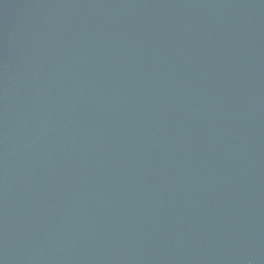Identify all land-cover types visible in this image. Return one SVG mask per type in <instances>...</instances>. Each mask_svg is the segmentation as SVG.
<instances>
[{
	"label": "water",
	"instance_id": "obj_1",
	"mask_svg": "<svg viewBox=\"0 0 264 264\" xmlns=\"http://www.w3.org/2000/svg\"><path fill=\"white\" fill-rule=\"evenodd\" d=\"M0 264H264V0H0Z\"/></svg>",
	"mask_w": 264,
	"mask_h": 264
}]
</instances>
